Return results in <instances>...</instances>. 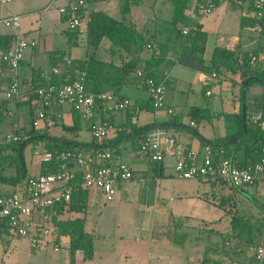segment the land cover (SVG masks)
<instances>
[{
  "label": "crops",
  "instance_id": "crops-1",
  "mask_svg": "<svg viewBox=\"0 0 264 264\" xmlns=\"http://www.w3.org/2000/svg\"><path fill=\"white\" fill-rule=\"evenodd\" d=\"M11 0L8 3L0 5V15L8 16L12 14H17L20 16L19 24L5 25L0 23V53L3 50H7L12 47L17 33H21L23 36L27 37L29 40L34 41L35 44L29 45L25 48L24 56L20 61L19 66V77L21 79V91L22 94L19 97L7 98L6 90L9 86L10 76L7 73L6 64L3 62L0 56V122L2 123L6 119H9L11 127L14 128L13 133H7L4 140L0 141V145L3 147L10 140L20 139L22 137L30 136L29 132L32 128H28L26 122L30 119L33 123V118L35 111L32 108V104L36 103V89L37 85L42 82V75L45 78H49L54 67L51 65L50 53L53 50L61 49L68 51V58H89L91 55H95L99 59L100 63H97L96 68L93 72L92 77L88 80L89 87L98 86L100 91L113 89L123 97H128L133 105L142 106L136 113L134 112V106H129L128 108L122 109H108L104 103V109H101L100 103L96 105L95 113L93 116L88 117L89 121L86 123V128L90 131L91 124L94 121H100L106 117L111 119L118 126L127 127V136L130 135L129 129L134 123L137 127L146 126L148 124H159L157 127L161 135L168 138H173L177 143L183 145L184 147H192L200 152H203V147L205 144L204 138L211 141H216V143L228 142L231 149L239 160L244 161L246 158L252 157L255 151L252 150L248 155L245 152L243 146H237L235 140L240 139L247 132V121L251 125L257 122L253 115V111L248 110L247 120V109L245 116L246 132L244 126V132L241 134L231 137L230 139H225L229 134H233L238 130V121L233 115H236L243 105V88L241 87L240 75L234 74L229 70L222 71L221 78L212 75L211 69V58L215 47L226 46L231 48H239L242 52H253L260 47L264 48V40L259 38V27L258 26H242L241 20L244 17H250L254 14V11L250 8L249 2L246 0L242 2H233L231 4L230 13L239 18L240 28L246 29V32H240L238 35L232 33L228 42L226 41V35L224 30L221 29V24L227 11H229V2H224L218 4V6L205 16L195 17L191 14L190 16L195 20H198L202 24V29L207 32L206 47L203 51H190L185 47L187 43L183 46L178 43V36H176L172 30V25L170 18L173 13V5L170 0H144L142 4L135 5L132 7L130 16L134 21H136L140 26H143L145 32L151 35L154 39L159 42L164 43L165 47V58L153 67L152 73L155 77L160 79H165L167 86L165 94V107H153L151 103L150 93L144 78H141L134 71H128L122 66V57L118 54L111 53L106 49L105 45H110V42L105 41L104 44L98 48H93L88 42V19L89 14L93 11L104 10L113 16H121L119 10V0H87V6L85 7L86 14V24L83 28H80L78 33L76 30L73 41L69 45H77L84 42L86 47V57H77L69 54L70 50L67 48V43L62 40L63 35H52L45 33L42 30L46 28L55 27L58 23L67 21L66 14L60 11V7L66 5L69 0ZM58 2V3H57ZM57 3V9H54V4ZM147 3L152 7L153 13L143 14L141 9L147 6ZM161 3V10H157L158 4ZM170 3V4H169ZM172 6V13L169 12V7ZM239 7V9H238ZM164 9L168 10L164 14ZM118 11V13H116ZM239 11V12H238ZM166 12V11H165ZM51 22V23H50ZM44 24H47L44 26ZM69 28V26H68ZM68 29H64L63 32L67 33ZM48 32V31H47ZM57 38V40H56ZM246 38V41L243 39ZM249 38V40H248ZM69 47V46H68ZM148 52H146L145 57H148ZM65 65L57 67L58 71L64 70ZM158 71H160L158 73ZM83 76V73L81 77ZM162 76V77H160ZM259 83V82H258ZM261 84V83H259ZM42 87V86H40ZM211 89L212 93L207 94V90ZM264 90V85L261 84V88L257 83H254L250 87L251 94H260ZM221 97V101L215 102L218 97ZM32 100V101H31ZM32 102V103H31ZM246 103H247V92H246ZM37 104V103H36ZM214 105V107H212ZM107 108V110L105 109ZM168 108L173 109V113L168 112ZM194 108H206L209 110V115L202 118H196L193 114ZM49 109V110H47ZM47 112L51 118H44L40 125L48 126L57 124V118L62 117V126L70 131H77L82 128V119L77 120L76 113L72 105L68 102L59 103L52 102L47 107ZM113 110H118L120 113H116ZM134 110V111H133ZM109 113V114H107ZM226 114H231L230 116ZM243 116V113H242ZM84 117V116H83ZM251 117V118H250ZM196 118V119H195ZM192 121L196 124L193 125ZM77 122L78 126L75 125ZM258 123V122H257ZM244 124V119H243ZM202 126V127H201ZM261 127V126H260ZM151 128V129H153ZM262 128V127H261ZM35 129V128H33ZM36 130V129H35ZM119 130L116 132H111L103 144L111 145L118 142L121 137H118ZM41 134V133H40ZM49 134V133H48ZM15 136L18 138L15 139ZM55 138H64V140L77 143V145L87 144L81 140H77L71 137L52 135ZM253 139V134L250 136ZM85 140V139H84ZM104 142V141H103ZM169 143L167 140L164 141L163 145L166 146ZM44 140H39V142H30L27 145V154L32 152L36 154L40 160L42 168L43 159V145ZM26 146L24 150L26 149ZM40 146V147H39ZM11 147L4 148L10 151ZM23 150V153H24ZM12 152L16 155L15 151ZM21 155V152H19ZM122 156L119 158L132 166L135 172V176L125 180L124 182L128 184L124 188L122 183L118 187L117 195L110 201H114L117 208L127 209L130 206H136L139 213L137 214L136 220H133V226L131 222L126 220V213L120 215V219L123 217L125 227L130 233L129 236H119V219L116 222V234L117 239H122L126 243H132L133 246L139 242L137 239V233L144 232L153 235V228L155 223V210L157 209L158 199L165 198V200L174 201L175 197L179 196L180 199L183 196L188 195L187 191H192L191 196L195 195L196 189H187L182 192H178L172 183L178 179L175 171V160L176 156L171 151H167L161 162H153V160L147 158L146 156H141L133 150L131 158L123 160ZM23 174L27 175V169L24 168ZM41 174V169L40 173ZM38 175V174H30ZM29 176V175H28ZM139 180L143 184L140 191L147 194L141 203H134L132 200L127 199L126 195L129 193L130 186L134 185L132 180ZM186 179H200V178H186ZM0 180H5L4 177H0ZM207 181L205 179H200ZM264 182V174L257 177L258 182ZM207 189L211 192H215L216 185L212 184L211 181H207ZM165 183V184H162ZM130 185V186H129ZM250 187V186H249ZM248 187V190L250 191ZM170 190V191H169ZM163 197H158L159 195ZM254 194L253 192H251ZM173 194L174 196L166 198ZM240 194V193H239ZM238 194V195H239ZM242 195V194H241ZM148 196H154L151 199ZM101 202H108L104 199L103 194L100 191H90L88 194L87 208L85 212L78 211H67L59 214L60 218L84 216L86 219L87 212L90 207H92L97 200ZM165 203V202H164ZM134 206V207H135ZM142 216V222L138 221L139 216ZM186 217L190 216L186 223L195 226V222L200 223L203 218L200 219L192 214H183ZM136 216V215H134ZM174 216V214L172 215ZM197 217V219L195 218ZM87 221V220H86ZM145 222V223H144ZM212 222V221H211ZM122 226V225H121ZM124 226V225H123ZM214 226V225H213ZM106 227V225L101 226V228ZM212 227V226H210ZM86 229L89 230L86 224ZM92 233V232H91ZM1 235V234H0ZM93 235L94 252L93 256L89 259L84 258L82 255V250L76 251V261L75 264H112V260L105 259L102 263H94V259L97 257L103 258V254L96 247L95 236ZM154 236V235H153ZM60 240V241H59ZM153 238L151 239V241ZM60 243H59V242ZM162 239L161 242H163ZM171 241V238L170 240ZM70 237L69 235H62L60 239L54 241V243L59 244V249L54 251H59L61 246L65 244L67 252L60 256V253H56L54 256L50 253L49 257L54 264H59L61 257L71 264L70 249H69ZM124 242V243H125ZM151 243V242H150ZM173 244V242H171ZM49 245V244H48ZM46 245V246H48ZM32 247V246H31ZM152 249L154 245L150 246ZM49 250V249H48ZM50 252L51 248H50ZM100 252V254H99ZM46 254L47 248H46ZM119 256L127 257L128 253L117 252ZM132 252H129L131 254ZM99 254V256H98Z\"/></svg>",
  "mask_w": 264,
  "mask_h": 264
},
{
  "label": "trees",
  "instance_id": "trees-1",
  "mask_svg": "<svg viewBox=\"0 0 264 264\" xmlns=\"http://www.w3.org/2000/svg\"><path fill=\"white\" fill-rule=\"evenodd\" d=\"M91 1V0H90ZM173 5V13L170 18L172 30L176 36H178L177 44L180 43L183 46L187 43L185 47L190 51H203L206 47L207 41V32L202 29V24L195 20L194 22L190 21V11L198 10L200 0H170ZM216 4H219V0H214ZM246 2V0H243ZM144 0H119V10L121 16H113L104 10L93 11L89 14L88 19V42L89 45L93 48H98L103 45L105 41L110 42V45L106 46V49L111 53L118 54L122 57V66L125 67L128 71H134L137 74L139 69L144 70L147 74L154 76L152 73L153 67L159 64L163 58H165V47L163 42H159L154 39L151 35H148L143 26H140L136 21H134L130 16L132 7L135 5L142 4ZM249 2V1H248ZM250 8L254 11V14L250 17H244L241 20L242 26H258L259 27V38L264 40V5L260 8L256 7L253 2H249ZM192 23L191 25H189ZM184 26H190L188 33L183 32ZM75 32H80L79 29H74ZM73 36L70 38V43H74L72 40ZM151 44L149 47L148 44ZM153 44H156L154 46ZM159 48V52H157ZM146 52H148V57H145ZM257 54H263L264 48L260 47L259 49L253 51ZM251 52H242L239 48H231L226 46H217L214 48L211 58V69L215 70L218 75L222 71L229 70L234 74L240 75L241 87H244L245 82H247V120L248 110L253 111V113L260 114V120H264V90L260 94H251L250 87L254 83H261L264 85V59H260L257 64H252L250 61ZM243 57L244 61L240 62L239 58ZM68 51L67 50H53L50 53L51 65L54 68H59L63 64L65 65L64 70L55 71L54 69L51 72L49 78H45L42 75V82L37 85L40 86H49L50 84H60L65 81H73L81 77L83 73V80L86 87L92 91H100L98 86L89 87L88 80L92 77L93 72L96 68L95 65L100 63L99 59L95 55H91L89 58H71V62H67ZM37 97V96H36ZM151 98V96H150ZM32 101V100H31ZM32 103V102H31ZM100 103L101 109H104V103L98 99L96 105ZM151 103L153 100L151 98ZM34 105L32 108L34 110ZM73 107V106H72ZM142 106H135L134 109H141ZM128 108V107H127ZM77 120L80 118L82 113L73 107ZM107 110V108H105ZM134 111V110H133ZM193 114L196 118L205 117L204 115H209V110L206 108H194ZM135 112V111H134ZM48 113V112H47ZM136 113V112H135ZM230 116L231 114H226ZM36 116V112L34 118ZM83 116V115H82ZM238 121V130L229 134L225 139H230L233 136L241 134L244 132L243 116H242V107L236 115H233ZM33 118V120H34ZM195 118V119H196ZM251 118V117H250ZM111 120L108 117L102 120ZM78 126L77 122L75 123ZM159 124H148L146 126L137 127L134 123L129 129L130 135L139 134L142 135L149 129L157 127ZM35 128V127H34ZM38 129V128H35ZM32 129L29 134L30 136L22 137L20 139H12L3 148L11 147L17 157L19 163V173L15 176H2L5 180L8 181H18L22 177L23 167L21 166L24 163L23 150L26 144L30 142H39V140H44L43 151L48 150L52 151L53 157L50 159H42V168L41 173L54 172L59 169L60 163L62 162L58 153L61 151H75L81 150V146L91 147V149H101L104 144L97 139L93 143L82 144L76 148L77 143L64 140V138H55L48 133H36V130ZM127 133V127L121 126L119 129L118 137H122ZM253 134V139L250 136ZM105 141V140H104ZM205 143H211L213 146L220 145L225 151L226 155L232 157L233 161L240 165L246 166L248 164L254 163L260 158L262 148L264 147V129L260 127L257 122L249 125L247 121V132L240 139L235 140L237 146H243L245 152L248 155L252 150L255 151V154L252 155L249 159L246 158L244 161H241L237 158L236 153L231 149V145L228 142L224 143H214L213 141L204 138ZM40 147V146H39ZM21 152V158L19 156ZM153 162H161L160 160H153ZM81 174H77V180L79 184L75 186L71 200L69 202H59L52 207L46 208V211L51 213L52 220L55 225L56 230V240L60 239L62 235H69V249H70V259L71 264H75L76 261V251L82 250V255L84 258L89 259L93 256L94 244H93V235L86 229V219L84 216L60 218L59 214L67 211H78L85 212L87 208L88 194L89 189L85 188L80 183ZM211 181L212 184H229L231 189V196H221L222 200L220 201V206L222 209L224 206L232 200L233 205H237L238 194H243L246 198L251 200L259 208L258 214L253 216L252 214H243L237 213L234 214L231 220L232 227L231 231L228 233H223L225 243L228 240H235L236 243L234 246H238L236 255L233 254L231 249L233 246H226L223 242L219 245L213 246V248L208 247L207 251H212L213 254L204 252L200 264H232L233 258L237 255H240L241 252L248 254V252H255L254 254L248 256L249 264H264V258L260 260L256 252L260 245H264V207L256 202L254 199V194L250 193L248 187L234 186L226 180L216 178V179H205ZM257 181V178L252 182L253 184ZM251 183V184H252ZM215 195L216 191H212ZM227 212V210H225ZM184 222L182 219H180ZM181 222L174 221V227H178V224ZM187 224L186 221L184 225ZM6 230L2 231L0 234L3 235ZM186 233V232H185ZM177 232L175 231L174 237L177 239ZM175 239V241H177ZM60 241V240H59ZM58 241V242H59ZM60 243V242H59ZM218 251V252H217ZM240 252V253H238ZM247 257V256H246ZM244 263V262H242ZM239 264V262H238Z\"/></svg>",
  "mask_w": 264,
  "mask_h": 264
},
{
  "label": "built area",
  "instance_id": "built-area-1",
  "mask_svg": "<svg viewBox=\"0 0 264 264\" xmlns=\"http://www.w3.org/2000/svg\"><path fill=\"white\" fill-rule=\"evenodd\" d=\"M9 1L11 0H0V5ZM195 1L197 2V0ZM227 1L229 0H219V4ZM233 1L242 2L243 0ZM247 1L253 2L258 8L264 5V0ZM86 6L87 0H69L66 5L60 7V11L66 14L71 29H80L85 26ZM198 6V10L191 12L197 18L210 14L218 4L214 0H200ZM19 21L20 16L17 14L0 15L1 24H19ZM190 28V26H184L183 32L188 33ZM33 44H35L34 41L18 32L13 46L0 53L10 76L9 86L6 90L7 98L19 97L22 94L18 73L20 61L24 56L25 48ZM153 45L156 46V44ZM148 46L150 47L151 44L149 43ZM157 52H159V48H157ZM250 56L252 64H257L260 59H264V53L260 55L252 52ZM239 60L240 62L244 61L242 56ZM67 62L70 63L71 60L67 59ZM54 70L58 69L54 68ZM137 74L144 78L154 106L165 107L166 80L151 76L142 69H139ZM212 75L217 76L218 74L212 70ZM211 93L212 90L208 89L207 94ZM36 94L35 101L40 108L33 120L35 128H39L40 121L46 117L53 121L46 110L52 102H68L86 118L95 113L98 99L103 100L108 109L134 106L128 97L120 96L113 89L103 91L88 89L82 77L60 84L38 87ZM167 110L170 114L173 113L172 108ZM137 111L138 108H135V112ZM253 117L264 129V120H260V114H255ZM192 124L195 125L196 122L192 121ZM119 129H121L120 126L108 119L94 121L91 124L92 133L95 139L100 142H103L111 132H116ZM140 136L136 153L151 160H162L165 153L171 151L176 156V175L182 178H220L234 186L247 187L259 175L264 174V147L258 160L252 164L240 166L233 161L231 156L225 154L222 146L216 150L213 144L205 143L203 152H200L192 147H184L173 138L167 139L160 134L157 128L149 129ZM16 138L18 137L15 136ZM165 140L169 142L166 146L163 145ZM53 154L52 151L45 150L42 156L43 159H50ZM58 156L62 162L57 171L29 175L20 181V184L14 189L0 190V233L6 230L7 232L4 234L27 237L33 248L52 244L58 250L59 244L54 243L56 239L55 226L52 227L50 223L52 215L46 211V208L59 202L71 200L73 190L79 184L78 173L81 174V185L90 191H100L106 201L112 200L117 195L116 184L135 176L132 166L123 162L112 149L105 148V146L101 149H91L89 152L82 150L61 151ZM257 256L260 260L264 258V245L259 246Z\"/></svg>",
  "mask_w": 264,
  "mask_h": 264
},
{
  "label": "rangeland",
  "instance_id": "rangeland-1",
  "mask_svg": "<svg viewBox=\"0 0 264 264\" xmlns=\"http://www.w3.org/2000/svg\"><path fill=\"white\" fill-rule=\"evenodd\" d=\"M61 1L63 0H59L58 2ZM151 1L152 0H149V2ZM228 2L230 8L221 24V29L224 30L227 42L230 39L232 33L238 35L240 32H246V29L242 30L240 28L239 18L230 13L232 6L231 4H233L234 1L229 0ZM57 3L54 4V9H57ZM168 9L169 12L172 13V6H170ZM157 10L162 11L161 3L158 4ZM167 11L168 10L164 9V14L167 13ZM141 12L143 14L150 13L152 15L153 10L152 7H150L147 3V6L143 7ZM116 13H118V11H116ZM194 21L195 19L191 17L189 22ZM191 24L192 23L189 25ZM46 25L47 24H44V26ZM53 25L55 27L42 30L43 34L48 33L58 36L63 35L64 39L62 40L67 43V48H69V50L71 49L69 54L77 57H86V47L84 42H81L77 45H69L70 38L73 36V29L70 27L68 28V21H64L56 25L53 23ZM64 29H68L67 33L63 32ZM243 39L246 41V38ZM159 72L160 71H158V73ZM221 77L222 74H220L217 78ZM257 84L259 85V88H261V84ZM167 88L169 87L167 86ZM220 101L221 97L219 96L215 102L220 103ZM212 107H214V105ZM39 108V105H34L35 112H37ZM113 111H115L117 114L120 113L118 110ZM80 117L83 118L82 128L77 131H70L64 128L62 126L64 119L62 117H58L57 124L48 126H42V124L38 129H36V133H49L50 135H57L58 137L65 136L75 138L77 140L82 139V141L87 144L93 143L95 141V137L94 135L92 137L90 131L86 128V123H88L89 118L83 117L82 115H80ZM42 120L40 121V124L42 123ZM26 125L28 128H34L31 119L26 122ZM13 131L14 128L11 127L9 119H6L2 123L0 122V141L5 139L7 133H13ZM140 138L141 136L139 134H134L131 136H127V134H125L118 142L107 145L105 148L112 149L118 156L121 155V158H123L125 161L131 158L133 150L136 151ZM105 142L108 141L105 139V141L102 143ZM213 142L216 143L217 140ZM28 146L29 145L26 146V149L23 153L24 163L21 164V166L25 165L23 170L24 168L27 169V175L22 173L21 179L15 182L0 180L1 191L12 190L14 187H17L20 184L19 182L23 181L28 175L40 173V160L38 156L36 154L33 155L32 152L27 154ZM79 146L80 145H77L76 148ZM219 147L220 145L214 146L216 150ZM9 149L10 151L4 149L0 145V175L2 176H15L19 173V163L17 161V157L12 152V148ZM81 150L83 152H89L91 151V147L81 146ZM19 156L21 158L20 154ZM177 178L178 179H176L172 184L178 192L192 188V190L196 189L195 195L191 196L190 192L192 191L190 190L187 191L188 195L183 196L180 199L178 198L179 196H177L175 197L174 201L165 200V198L158 199L156 197V200L159 201V204H157L158 206L154 215V236L150 233L146 234L139 231V233H137V239L139 242L136 244V246H133L132 243H126L122 239H117V237H115L117 227L115 221H117V219H119L118 223L122 225H120L118 228L120 233L119 236L125 237L130 235L128 229L125 227L124 219L123 217L120 219V215L127 212L126 220L128 222L130 221L133 226V220H136L137 214L139 213V210H137L135 205V207L130 206L127 209H121V207L117 208L114 206V201L101 202L98 199L96 203L89 208L86 216V224L89 230L95 236L96 247L101 251V254H103V258L97 257L96 255L94 263H97V261L102 263L105 259H109L112 260V264H200L204 252L213 254L212 251H207L206 249L208 247L213 248V246L219 245L222 242L229 247L232 245L233 248L231 251L234 255L237 254L235 251L238 250V246H234L236 241L228 240V242L225 243L223 239V233H228L231 231V220L234 214L243 213L252 214L255 216L258 214V206L240 193L237 197L236 206L232 204V200H229V202H227V204L224 206L226 209H222L223 207L219 205L220 201L222 200L221 196H228L229 194L233 196V193H231V189L229 188V184L217 185L215 188L216 193L213 195L214 193H211L209 189L205 191L208 185L207 181L200 179H186L182 177ZM122 182L116 184L117 188L121 183L124 188L128 186L127 183L124 181ZM132 183L134 185H129V193L126 195H130L126 196V198L132 200L134 203L139 204L143 201L147 194L140 191L141 186L143 185L141 181L134 179L132 180ZM249 186L250 193H254V199L256 202L260 203L264 207V182L261 181L255 185L252 183ZM165 194L166 193H163L158 197H163ZM171 196L173 197L174 195L171 194L166 198H170ZM148 197L153 199L154 196ZM225 210H227V212H225ZM188 213L197 216L199 221L201 218H203V221H200L199 224L198 222H195V226L189 223L184 225L185 221L192 222V220H188L191 219L189 218L190 216L186 217L183 215ZM173 214L174 216H172ZM197 217L195 218L197 219ZM180 219H182L184 222H182ZM138 221L142 222L141 215L139 216ZM174 221L181 222V225L180 223H177V229L174 227L175 225H173ZM50 223L52 227L55 226L52 219H50ZM103 225H106L104 230L101 228ZM175 231L178 234V240L174 237ZM152 238L153 240L151 241ZM170 238L171 241H169ZM162 239H164L163 242H161ZM175 239L177 241H175ZM171 242H173V244ZM152 245H154L153 249L150 247ZM46 248L48 252L47 254L45 253ZM50 248L52 252H50ZM52 248H54L52 244L33 248L31 247L30 240L27 237L16 236L13 234H3L0 235V264H54V262L50 260V253L54 256L58 252L61 256L67 252V249L65 244H63L60 250L56 252ZM117 252H127L129 256L120 257L119 253ZM129 252L132 253L129 254ZM252 253L254 254L255 252H248L249 255H252ZM248 254L245 255L244 252H241L240 255H237L232 259V264H238V262L239 264H249L247 263L249 256ZM59 264H69V262L67 260L65 261L62 256Z\"/></svg>",
  "mask_w": 264,
  "mask_h": 264
},
{
  "label": "water",
  "instance_id": "water-1",
  "mask_svg": "<svg viewBox=\"0 0 264 264\" xmlns=\"http://www.w3.org/2000/svg\"><path fill=\"white\" fill-rule=\"evenodd\" d=\"M246 92H247V82H245L244 87H243V105H242V113H243V119H244V126H245V132H246V124H245V116H246ZM243 134H241L238 137H241ZM106 146V144H104Z\"/></svg>",
  "mask_w": 264,
  "mask_h": 264
}]
</instances>
